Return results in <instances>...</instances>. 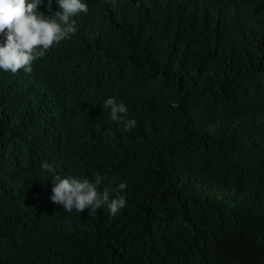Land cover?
I'll return each instance as SVG.
<instances>
[{
    "label": "trees",
    "instance_id": "obj_1",
    "mask_svg": "<svg viewBox=\"0 0 264 264\" xmlns=\"http://www.w3.org/2000/svg\"><path fill=\"white\" fill-rule=\"evenodd\" d=\"M84 2L31 73L0 70V264H264V0ZM93 173L127 184L117 214L49 199L52 175Z\"/></svg>",
    "mask_w": 264,
    "mask_h": 264
},
{
    "label": "clouds",
    "instance_id": "obj_2",
    "mask_svg": "<svg viewBox=\"0 0 264 264\" xmlns=\"http://www.w3.org/2000/svg\"><path fill=\"white\" fill-rule=\"evenodd\" d=\"M42 3L44 0H0V37H3L0 42V70L12 74L20 70L31 73L35 61L77 32L73 17L88 12V4L84 0H55L59 10L46 16L38 10ZM52 4L53 0H47L49 12ZM104 106L110 109V119L122 121L126 131L135 128V119H126L128 108L123 102L109 97ZM41 168L48 173L55 172L48 162H43ZM103 180L99 173H93L91 180L54 174L49 199L61 205L65 212L75 209L83 213L88 210L91 215L106 204L110 214L115 215L125 207L127 184L120 182L115 188L109 186L100 192L97 189ZM112 193L115 196L110 199Z\"/></svg>",
    "mask_w": 264,
    "mask_h": 264
},
{
    "label": "bare ground",
    "instance_id": "obj_3",
    "mask_svg": "<svg viewBox=\"0 0 264 264\" xmlns=\"http://www.w3.org/2000/svg\"><path fill=\"white\" fill-rule=\"evenodd\" d=\"M207 1H208V0H207ZM232 1H233V0H232ZM234 1H235V0H234ZM240 1H241V0H240ZM251 1L253 2V0H251ZM172 2H173V1H172ZM187 2H188V0H187ZM195 2H196V0H195ZM202 2H203V1H202ZM237 2H238V1H237ZM252 2H251V3H252ZM258 2H259V1H258ZM258 2H257V3H258ZM262 2H263V1H262ZM173 3H174V2H173ZM183 3H184V1H183ZM248 3H249V2H248ZM253 3H254V2H253ZM259 3H260V2H259ZM195 4H196V3H195ZM217 4H218V3H217ZM242 4H243V3H242ZM170 5H171V3H170ZM179 5H180V3H179ZM193 5H194V4H193ZM199 5H200V3H199ZM199 5H198V6H199ZM202 5H203V4H202ZM204 5H205V4H204ZM255 5H256V4H255ZM257 5H258V4H257ZM168 6H169V4H168ZM185 6H186V5H185ZM228 6H229V5H228ZM242 6H243V5H242ZM249 6H250V4H249ZM172 7H174V6L172 5ZM195 7H196V6H195ZM221 7H222V6H221ZM253 7H255V6H253ZM256 7H257V6H256ZM263 7H264V6H263ZM226 8H227V7H226ZM250 8H251V7H250ZM250 8H249V9H250ZM182 9H183V8H182ZM244 9H245V8H244ZM244 9H243V10H244ZM224 10H225V9H224ZM226 10H227V9H226ZM236 10H237V9H236ZM251 10H252V9H251ZM258 10H259V9H258ZM220 11H221V10H220ZM230 12H231V11H229V13H230ZM244 12H245V11H244ZM244 12H243V13H244ZM246 12H247V11H246ZM249 12H250V11H249ZM252 12H253V11H252ZM258 12H259V11H258ZM217 13H218V12H217ZM221 13H222V12H221ZM250 13H251V12H250ZM254 13H255V12H254ZM260 13L262 14V12H260ZM263 13H264V12H263ZM244 14H245V13H244ZM255 14H256V13H255ZM230 16H231V15H230ZM232 16H233V15H232ZM241 16H242V15H241ZM252 16H253V15H252ZM254 16L257 17L256 15H254ZM258 16H259V14H258ZM260 16H261V15H260ZM99 17H100V16H99ZM99 17H98V18H99ZM224 17H225V16H224ZM249 17H250V16H249ZM261 17H262V16H261ZM231 18H232V17H231ZM235 18H236V16H235ZM240 18H241V17H240ZM257 18H258V17H257ZM263 18H264V17H263ZM103 19L105 20V17H104ZM227 19H228V18H227ZM227 19H226V20H227ZM236 19H237V18H236ZM247 19H248V18H247ZM74 20H75V19H74ZM98 20H99V19H98ZM121 20H122V19H121ZM230 20H232V19H230ZM245 20H246V19L244 18V20H242V22L245 21ZM101 21H103V20H101ZM236 21H237V20H236ZM239 21H240V19H239ZM260 21H261V19H260ZM260 21H259V22H260ZM78 22H79V21H78ZM99 22H100V21H99ZM103 22H104V21H103ZM248 22H249V20H247L246 23H248ZM251 22H252V21H251ZM253 22H254V20H253ZM255 22H256V21H255ZM255 22H254V23H255ZM257 22H258V21H257ZM80 23H81V22H80ZM123 23H124V22H123ZM234 23H235V22H234ZM244 23H245V22H244ZM244 23H243V24H244ZM254 23H253V24H254ZM263 23H264V22H263ZM78 24H79V23H78ZM83 24H84V22H83ZM231 24H232V23H231ZM249 24H250V23H249ZM233 25H234V24H233ZM254 25L257 26L256 23H255ZM263 25H264V24H263ZM78 26H79V25H78ZM94 26L96 27V24H95ZM94 26H92V27H94ZM236 26H237V25H236ZM240 26H241V25H240ZM258 26H259V25H258ZM261 26H262V25H261ZM84 27H85V26H84ZM263 27H264V26H262V28H263ZM82 28H83V27H82ZM139 28H141V27H139ZM233 28H235V27H233ZM240 28H241V27H240ZM256 28H257V27H256ZM90 29H91V28H90ZM92 29H93V28H92ZM243 29H244V28H243ZM247 29H249V28L247 27ZM77 30H78V28H77ZM83 30H84V29H83ZM103 30H104V29H103ZM103 30H102V31H103ZM135 30H136V28H135ZM236 30H237V29H236ZM245 30H246V26H245ZM255 30H256V29H255ZM262 30H263V29H262ZM106 31H107V30H106ZM136 31H137V30H136ZM136 31H134V32L136 33ZM138 31H139V29H138ZM142 31H143V30H142ZM248 31H249V30H248ZM258 31H259V27H258ZM240 32H241V31H240ZM242 32H245V33H246V31H243V30H242ZM251 32H252V31H251ZM263 32H264V30H263ZM263 32H262V33H263ZM91 33H92V31H91ZM101 33H103V32H101ZM141 33H142V32H141ZM249 33H250V32H249ZM255 33H256V32H255ZM257 33H258V32H257ZM262 33H261V34H262ZM82 34H83V33H82ZM107 34H108V33H107ZM143 34H144V32H143ZM145 34H146V32H145ZM98 35H99V34H98ZM132 35H133V34H132ZM135 35H136V34H135ZM147 35H148V34H147ZM245 35H246V34H245ZM255 35H257V34H255ZM263 35H264V34H263ZM93 36H94V35H93ZM104 36H105V35H104ZM140 36H141V35H140ZM250 36H252V35H250ZM134 37H135V36H134ZM248 37H249V35H248ZM254 37H255V36H254ZM256 37H257V36H256ZM77 38H79V37H77ZM82 38H83V36H82ZM92 38H93V37H92ZM140 38H141V37H140ZM249 38H251V37H249ZM252 38H253V37H252ZM74 39H76V38H74ZM79 39H80V38H79ZM93 39H94V38H93ZM141 39H142V38H141ZM146 39H147V38H146ZM255 39H256V40L258 39L257 42H259V39H260V38L257 37V38H255ZM72 40H73V39H72ZM77 40H78V39H77ZM136 40H138V39H136ZM261 40H262V39H261ZM73 41H75V40H73ZM84 41H85V40H84ZM90 41H92V40L90 39ZM145 41H146V40H145ZM145 41H144V42H145ZM252 41H253V39H252ZM263 41H264V39H263ZM76 42H77V41H76ZM94 42H95V41H94ZM88 43H89V45L91 44L89 41H88ZM98 43H99V42H98ZM135 43H136V41H135ZM142 43H143V42H142ZM146 43H147V42H146ZM76 44H77V43H76ZM96 44H97V43H96ZM78 45H80V44H77L76 46H78ZM89 45H88V46H89ZM141 45H142V44H141ZM143 45H144V44H143ZM82 46H84V44H83ZM94 46H95V45H94ZM72 47H73V46H72ZM143 47H144V46H143ZM147 47H148V46H147ZM76 48H77V47H76ZM90 48H91V47H90ZM79 49H80V48H79ZM85 49H86V48H85ZM76 50H77V49H76ZM90 50H91V49H90ZM74 51H75V50H74ZM79 51H80V50H79ZM83 51H84V50H83ZM77 52H78V51H77ZM81 52H82V51H81ZM85 52H86V51H85ZM83 53H84V52H83ZM77 54H78V53H77ZM178 54H179V53H178ZM182 54H183V53H182ZM74 56H75V55H74ZM74 56H73V57H74ZM178 56H179V55H178ZM184 56H185V55H184ZM187 56H189V55H187ZM73 57H72V58H73ZM76 57H77V55H76ZM188 58H190V57H188ZM263 58H264V57H263ZM191 59H193V58L191 57ZM191 59H190V60H191ZM197 59H198V58H197ZM39 60H40V59H39ZM39 60H38V62H40ZM72 60H73V59H72ZM72 60H70V61L72 62ZM198 60H200V59H198ZM76 61H79V60L76 58ZM80 61H81V60H80ZM80 61H79V62H80ZM206 61H207V60H206ZM190 63H191V62H190ZM69 64H70V63H69ZM80 64H81V63H80ZM80 64H79V65H80ZM202 64H203V63H202ZM214 64H215V63H214ZM41 65H43V64H41ZM44 65H45V64H44ZM44 65H43V66H44ZM157 65H158V64H157ZM159 65H160V64H159ZM161 65H162V63H161ZM193 65H194V64H193ZM193 65H192V66H193ZM197 65H198V64H197ZM73 66H74V65H73ZM75 66H76V64H75ZM150 66H152V65H150ZM164 66H165V65H164ZM203 66H204V65H203ZM205 66H206V65H205ZM211 66H212V65H211ZM215 66H217V64H216ZM68 67H69V66H68ZM152 67H153V66H152ZM157 67H158V66H156V68H157ZM206 67H208V66H206ZM206 67H205V68H206ZM41 68H42V67H41ZM44 68H46V65H45ZM74 68H75V67H74ZM199 68H200V67H199ZM208 68H210V67H208ZM218 68H219V67H218ZM46 69H47V68H46ZM66 69H67V67H66ZM80 69H81V68H80ZM212 69H214V67H213ZM76 70H77V69L75 68V71H76ZM154 70H155V69H154ZM217 70H218V69H217ZM73 71H74V70H73ZM159 71H160V69H159ZM65 72H66V71H64V73H65ZM79 72H80V71H79ZM138 72H139V71H138ZM138 72H137V73H138ZM140 72H141V71H140ZM140 72H139V74H140ZM196 72H197V71H196ZM3 73H4V72H3ZM8 73H9V72H8ZM74 73H75V72H74ZM141 73L144 74V71L142 70ZM162 73H163V72H162ZM197 73H198V72H197ZM199 73H200V72H199ZM206 73H207V72H206ZM6 74H7V73H6ZM10 74H11V73H10ZM56 74H57V73H56ZM56 74H55V75H56ZM155 74H156V73H155ZM3 75H4V74H3ZM8 75H9V74H8ZM74 75H75V74H74ZM79 75H80V73H79ZM198 75H199V74H198ZM203 75H205V73H204ZM11 76H12V74H11ZM57 76H58V75H57ZM63 76H64V75H63ZM66 76H67V74H66ZM72 76H73V75H72ZM72 76H71V78H72ZM140 76H141V75H140ZM157 76H158V74H157ZM164 76H165V75H164ZM167 76H168V75H167ZM191 76H193V75H191ZM201 76H202V75H201ZM205 76H206V75H205ZM211 76H212V74H211ZM7 77H8V76H7ZM39 77H40V76H39ZM49 77H50V76H49ZM59 77H60V76H59ZM73 77H74V76H73ZM165 77H166V76H165ZM0 78H1V77H0ZM3 78H4V77H3ZM3 78H2V80H5V79H3ZM5 78H6V77H5ZM11 78H12V77H11ZM47 78H48V77H47ZM51 78H52V77H51ZM55 78H56V77H55ZM75 78H76V77H75ZM159 78H160V77H159ZM162 78H163V77H162ZM53 79H54V77H53ZM60 79H61V78H60ZM65 79H66V78H65ZM188 79H189V78H188ZM193 79H196V77H194ZM44 80H45V79H44ZM74 80H75V79H74ZM76 80H77V78H76ZM76 80H75V81H76ZM131 80H132V79H131ZM156 80H157V78H156ZM160 80H161V79H160ZM163 80H165V79H163ZM163 80H162V81H163ZM166 80H167V79H166ZM182 80H183V79H182ZM196 80H198V79H196ZM199 80H200V79H199ZM5 81H6V80H5ZM48 81H49V80H48ZM133 81H134V80H133ZM193 81H194V80H193ZM45 82H46V81H45ZM72 82H74V81H72ZM134 82H135V81H134ZM136 82H138V81L136 80ZM195 82H196V81H194V83H195ZM65 83H66V82H65ZM67 83H68V82H67ZM67 83H66V84H67ZM74 83H75V82H74ZM161 83H162V82H161ZM161 83H160V84H161ZM164 83H165V82H164ZM196 83H197V82H196ZM0 84H1V83H0ZM7 84H8V83H7ZM72 84H73V83H72ZM128 84H129V83H128ZM158 84H159V83H156L155 85H158ZM169 84H170V83H168V85H169ZM171 84H172V83H171ZM173 84H174V83H173ZM185 84H186V83H185ZM211 84H212V83H211ZM2 85H4V84L2 83ZM49 85H50V84H49ZM69 85H70V84H69ZM74 85H75V84H74ZM74 85H73V86H74ZM76 85H77V84H76ZM168 85H167V86H168ZM5 86H6V85H5ZM9 86H10V84H9ZM159 86H160V85H159ZM213 87H214V86H213ZM2 88H4V87H2ZM66 88H67V87H66ZM73 88H74V87H73ZM73 88H72V89H73ZM210 88H211V87H210ZM129 89H130V88H129ZM159 89H160V88H158V90H159ZM7 90H8V89H7ZM9 90H10V88H9ZM47 90H48V89H47ZM67 90H68V89H67ZM69 90H70V89H69ZM69 90H68V91H69ZM0 91H1V90H0ZM2 91H3V89H2ZM13 91H14V90H13ZM19 91H20V90H19ZM189 91H191V94L193 93V92H192L193 90H189ZM210 91H211V90H210ZM213 91H214V90H213ZM134 92H135V91H134ZM162 92H163V91H161V93H162ZM164 92H165V91H164ZM171 92H172V91H171ZM7 93H8V92H7ZM7 93H5V94H7ZM22 93H23V92H22ZM68 93H71V92H68ZM181 93H182V92H181ZM195 93H196V92H195ZM0 94H1V93H0ZM10 94H11V93H10ZM16 94H17V93H16ZM23 94H25V93H23ZM172 94H173V93H172ZM178 94H179V93H178ZM183 94H184V98H185V93H183ZM187 94H189V93L187 92ZM18 95H19V94H18ZM67 95H68V94H67ZM164 95H165V93H164ZM173 95H174V94H173ZM175 95H176V94H175ZM215 95H216V93H215ZM1 96H2V94L0 95V97H1ZM23 96H24V95H23ZM159 96H160V95H159ZM165 96H166V95H165ZM170 96H172V95L169 94V97H170ZM181 96H182V95H181ZM186 96H190V94H189V95H186ZM194 96H195V95H194ZM213 96H214V95H213ZM16 97H18V96H16ZM65 97H66V96H65ZM67 97H69V96H67ZM182 97H183V96H182ZM14 98H15V97H14ZM73 98H75V97H73ZM155 98H157V95H156ZM160 98H161V97H160ZM215 98H216V97H215ZM1 99H2V98H1ZM16 99H17V98H16ZM68 99H69V98H68ZM166 99H167V97H166ZM173 99H174V98H172V100H173ZM8 100H9V99H8ZM163 100H165V99H163ZM15 101H16V100H15ZM65 101H66V100H65ZM65 101H64V102H65ZM68 102H69V101H68ZM70 102H71V100H70ZM166 102H167V101H166ZM170 102H171V101H170ZM6 103H7V102H6ZM9 103H10V102H9ZM13 103H14V102H13ZM65 103H66V105L69 104V103L67 104V102H65ZM172 103H174V102H172ZM2 104H5V100H4V103L2 102ZM73 104H74V103H73ZM9 105H10V104H9ZM70 105H71V104H70ZM5 106H6V105H5ZM71 107H73V105H72ZM172 107H173V106H172ZM10 108H11V107H10ZM68 108H69V107H68ZM179 108H180V107H178V109H179ZM172 109H173L174 111L176 110V108H175V109L172 108ZM71 110H74V108L71 109ZM8 111H9V110H8ZM11 111H13V109H12ZM177 111H179V110H176V113H178ZM6 112H7V111H6ZM1 113H3V111H2ZM10 113H11V112H10ZM22 113H23V112H22ZM28 113H29V112H28ZM65 113H66V112H65ZM12 114H13V113H12ZM62 114H63V113H62ZM185 114H186V113H185ZM15 115H16V114H15ZM73 115H74V113H73ZM176 115H177V114H176ZM176 115H174V116H176ZM1 116H3V115H1ZM174 116L171 115V111H170V117L172 118V117H174ZM8 117H9V116H8ZM186 117H188V115H187ZM174 118H175V117H174ZM172 119H173V118H172ZM172 119H171V120H172ZM0 120H1V117H0ZM173 120H174V119H173ZM10 121H11V120H10ZM1 122H2V121H1ZM1 122H0V123H1ZM170 122H171V121H170ZM174 123H175V122L173 121V124H174ZM1 124H2V123H1ZM164 124H165V122H164ZM171 124H172V122H171ZM199 124H200V123H199ZM196 125H197V124H196ZM159 126L161 127V124H160ZM164 126H165V125H164ZM164 126H163V127H164ZM168 126H169V125H166V126H165V129H162L161 131L164 130V133H165V130H169ZM173 126H174V125H173ZM166 127H167L168 129H166ZM171 127H172V126H171ZM171 127H170V128H171ZM156 128H157V127H156ZM158 128H159V127H158ZM161 128H162V127H161ZM161 128H160V129H161ZM189 128H191V127H189ZM189 128H188V129H189ZM160 129H159V131H160ZM188 129H187V130H188ZM154 131H155V130H154ZM185 131H186V130H185ZM189 131H191V130H189ZM166 132L169 133V131H166ZM170 132H171V131H170ZM154 133H155V132H154ZM151 134H152V133H151ZM165 135H166V134H165ZM152 136H153V135H152ZM155 136H156V135H155ZM168 136H169V135H168ZM150 137H151V136H150ZM159 137H160V136H159ZM162 137H163V136H162ZM166 137H167V136H166ZM151 138H152V137H151ZM156 138H157V136H156ZM163 138H164V137H163ZM165 139H166V138H165ZM173 139H174V138H173ZM154 140H155V139H154ZM156 140H157V139H156ZM159 140H160V139H158V142H160V141L162 140V138H161L160 141H159ZM167 141H168V140H167ZM176 141H177V140H175V142H176ZM161 142H163V141H161ZM173 143H174V141H173ZM177 143H178V142H177ZM113 144H114V143H113ZM174 144H175V143H174ZM116 145H117V144H116ZM179 145H180V144H179ZM167 146H168V145H167ZM169 146H170V145H169ZM181 146H182V145H181ZM175 147H176V146H175ZM176 148L179 149V147H176ZM176 148H175V150H176ZM144 151H145V150H144ZM92 152H93V151H92ZM97 152H98V151H97ZM101 154H102V153H101ZM101 154H100V155H101Z\"/></svg>",
    "mask_w": 264,
    "mask_h": 264
}]
</instances>
